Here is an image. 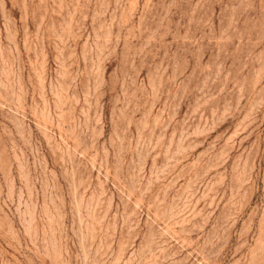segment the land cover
<instances>
[{"label":"rangeland","instance_id":"obj_1","mask_svg":"<svg viewBox=\"0 0 264 264\" xmlns=\"http://www.w3.org/2000/svg\"><path fill=\"white\" fill-rule=\"evenodd\" d=\"M0 264H264V0H0Z\"/></svg>","mask_w":264,"mask_h":264}]
</instances>
